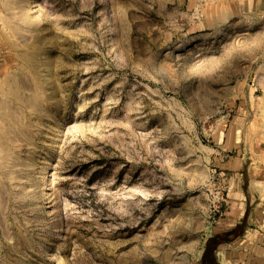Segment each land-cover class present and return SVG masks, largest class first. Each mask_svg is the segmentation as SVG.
<instances>
[{
	"label": "rangeland",
	"instance_id": "374dc122",
	"mask_svg": "<svg viewBox=\"0 0 264 264\" xmlns=\"http://www.w3.org/2000/svg\"><path fill=\"white\" fill-rule=\"evenodd\" d=\"M263 155L264 0H0V264H198Z\"/></svg>",
	"mask_w": 264,
	"mask_h": 264
},
{
	"label": "crops",
	"instance_id": "0c3cea01",
	"mask_svg": "<svg viewBox=\"0 0 264 264\" xmlns=\"http://www.w3.org/2000/svg\"><path fill=\"white\" fill-rule=\"evenodd\" d=\"M246 164L240 159L224 164L225 204L209 229L210 237L220 235L212 251L218 264H264V159Z\"/></svg>",
	"mask_w": 264,
	"mask_h": 264
},
{
	"label": "trees",
	"instance_id": "16d2710c",
	"mask_svg": "<svg viewBox=\"0 0 264 264\" xmlns=\"http://www.w3.org/2000/svg\"><path fill=\"white\" fill-rule=\"evenodd\" d=\"M220 241L219 239V235H213L212 237H210V240L208 242V244L206 245L204 252L202 254L201 257V262L202 264H218L215 260H214V256L213 253L212 255V259L211 261L208 260V251L211 250V252L213 251L214 246ZM208 252V253H207Z\"/></svg>",
	"mask_w": 264,
	"mask_h": 264
}]
</instances>
